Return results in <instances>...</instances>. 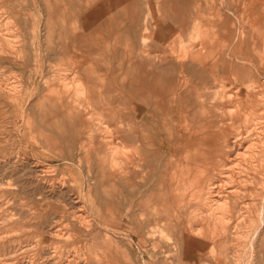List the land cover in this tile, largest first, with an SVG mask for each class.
Returning a JSON list of instances; mask_svg holds the SVG:
<instances>
[{
  "label": "bare ground",
  "instance_id": "6f19581e",
  "mask_svg": "<svg viewBox=\"0 0 264 264\" xmlns=\"http://www.w3.org/2000/svg\"><path fill=\"white\" fill-rule=\"evenodd\" d=\"M162 1L159 7L164 9L163 24L176 28L185 41L177 45L171 38L170 43H162L165 49H171L172 55V50L176 49V54L179 50L180 57L175 54L174 59H168L172 55L160 61L150 62L149 59L148 72L137 69L140 85L134 86V108L114 113L104 108H89L91 104L87 107V100H80L86 94V85L90 84L86 81V69L74 73L72 81H69L72 73L69 78H62L66 90L76 86L75 99L72 101L69 96L73 106L59 101L61 106H66L62 110L69 130L71 127L74 134L86 140L80 152L88 159L87 163L84 157H78L77 161L65 160H71L79 172H86V176H82L86 177L88 188L74 195L71 190H65L62 177L58 181V195L54 194L57 190L52 189L53 195L41 199L44 204L38 207L37 213L34 210L35 218L41 224L50 221L44 231L49 237L31 233L38 226L33 229L32 223H25L30 218L21 225V217L15 219L16 214L9 211L8 217L5 215L4 233L0 234V264H141L131 258L135 239L148 258L152 256V262L142 264L259 263L258 255L264 249V0H228V3L214 0L212 7L209 6L215 13L211 27L218 44H197L193 49L189 40L205 39L200 28L205 23L204 11L209 9V3L203 0ZM136 2L107 0L83 22L92 27L109 10L126 13L136 7ZM131 15L136 16L133 11ZM144 17L146 24L152 21L150 16V21L147 15ZM182 17L185 20L179 19ZM134 19L133 24H136ZM153 27L151 22L149 27L141 29V34L153 31ZM1 30L0 59H3L1 53L14 52L13 39L17 36ZM146 41L143 37L142 46L137 47H145L149 42ZM145 49L144 53L148 52ZM172 66L180 70L178 79L162 78V72L170 71ZM189 70L196 72L195 77ZM54 80L51 85L59 86L60 80ZM18 83L16 86H20ZM8 84L0 83V93L20 102L24 100L22 91ZM144 86L153 91L156 101L147 98ZM48 101L56 104L54 100ZM65 142H69L68 138ZM75 143L78 142L75 140ZM65 146L67 148L68 143ZM41 164L35 165L37 172L55 176L53 169ZM106 186L116 189V199L113 189L110 192ZM101 188L103 194H100ZM52 196L65 198L67 205H61V201L58 204L48 202ZM67 209L69 216H66ZM30 235L33 241L27 239ZM173 256L178 258V263ZM3 257L10 259L4 261Z\"/></svg>",
  "mask_w": 264,
  "mask_h": 264
},
{
  "label": "rangeland",
  "instance_id": "374dc122",
  "mask_svg": "<svg viewBox=\"0 0 264 264\" xmlns=\"http://www.w3.org/2000/svg\"><path fill=\"white\" fill-rule=\"evenodd\" d=\"M106 1L107 0H34V1L33 0H16V1L0 0V19H1L0 30L2 28L1 32H3L4 30V33L6 31L5 34L10 33L11 36L18 37L13 39L14 47H16L14 48V52L8 50L9 53H6V55L1 53L3 59H0V76H1L0 83L2 85H7L8 82H11L8 84L9 87L12 84V86H15L20 91H22L24 97V100H21L20 102V100H16L10 97L8 94L5 95L3 93H0V188L2 187L0 189V225H1L0 234L4 233L3 230V228L5 227L4 224L5 221L7 220L8 217L7 215L9 211H11L12 213L16 214V216H13L15 219L21 217V220L19 221V223L20 222L22 223L21 225L24 226L25 223H29L30 225L32 223L31 225L33 229H36V226H38V229L32 231L31 233L43 234L48 236L47 234H45L46 232L44 231H46L50 221L46 220L47 223L41 224L39 223L38 219L35 218L36 217L35 214L37 213L36 210L38 209V207L40 209L41 205L44 204V202H40L42 201L41 199L42 198L45 199L46 195L47 196H49L50 194L53 195L52 193H50V190L52 191V189L57 190V191L54 190L53 191L55 195H58L57 193L60 191V188L58 186V181H60V178L62 179V177L64 180L63 183H65L64 187L66 186L65 190L67 189L71 190L72 194L74 195L80 192L83 188H85L84 190H87L88 188L87 186L88 184L86 185L87 182L85 179L86 172L85 171H83V173L82 171L79 172L77 168L73 164H71L72 163L71 160H65V158L67 159L71 158L74 161H77L78 157L79 159L80 157L81 159H83L84 155L82 154V152H80V148L83 146L86 140L81 139L78 133L77 135L74 134L75 131L72 130L71 127L69 130V122L67 121L66 115L62 110L63 106H61V104L62 103L64 104L65 102L73 106L72 101L76 94V86H71L70 89L67 88L66 90L65 85L63 87L61 83L62 80L65 77L69 78V76L72 73V75L70 76L71 79L69 78V81H72L74 79L73 77L74 73H76L77 71L81 72V70L86 69L85 77H88V80L86 81L90 82V84L92 85H90L89 83L88 84L90 87L87 86L88 84L86 85L87 87L86 94L82 96L80 100L81 101L87 100L88 103V104L86 103L87 107H89L91 104L89 108H99V109L104 108L108 112H114V113L120 112L124 108H134V105L136 104L134 89L136 86L140 85L139 83H137V76L139 71V70L137 71V69H142V71L148 72V70L150 69V67H148L147 65L149 63V59L150 62L160 61L163 59H167L170 55H172L171 49H165L162 43L164 44L170 43L172 41L171 38H173V43H176L177 45H180L182 40L185 41L184 36H182L181 32L179 33L176 28L170 25L163 24L164 18L162 17V12H164V9L159 7L160 3L163 2L162 0L161 1L157 0L158 2L156 0H137L136 7L133 8V10L131 11L128 10L126 11V13L124 12L125 14L128 13L127 15H125L121 10L120 11L109 10L108 14L105 15L102 18V20H100L101 22L98 20L97 23L92 27H87L88 24H85L86 22H83L84 19L88 17L89 14L93 16L92 12L96 9V7L100 4H104L103 2ZM202 2L204 3L206 2L207 4L209 3L208 6L210 5L211 7L212 4H214V0L213 1L203 0ZM226 3H228V0H226ZM148 4L149 7L151 6L150 8H148ZM210 6L208 9L209 11L208 10L204 11L205 23L200 28L201 33H204L202 34V36L203 38L205 37V39L203 40L200 37H197L198 38L197 40H189L188 44L193 45L191 49H193L194 46H197V44L201 45L207 43L209 44V46L210 45L216 46L218 44V42L215 40V33L213 27H211V24L215 19V13L214 11L211 10ZM152 9L154 12H152ZM192 9L194 10V8ZM79 10L81 13L79 12ZM148 10L150 11V15ZM132 11L135 13L136 15L135 17L132 16L133 13L131 15ZM110 14L113 15L112 16L113 19L110 17L111 16ZM124 15L126 17L128 16L127 18L129 19L126 20L125 19L126 17H124ZM143 15L144 16L147 15V20L149 18L148 16H150L152 21H150L151 19H149L148 21L150 22L146 24V22L144 21L146 18ZM35 17L36 19H33ZM108 17H110L111 19ZM158 17L159 18L161 17L160 21ZM114 19L115 21H113ZM133 19L134 21H136V24H133L134 23ZM179 19L185 20L184 17ZM40 20H42V22ZM10 21L11 23H9ZM130 21L132 22V24ZM199 21H201V17ZM142 22H144L143 26L141 25ZM151 22H152V26H154L153 31L150 30L149 32H146V34H144L143 36L141 34L142 33L141 29H143V27H149ZM157 23L159 24L157 25ZM130 26L132 27V29ZM7 29L8 30L12 29V30L8 32ZM171 29H173L174 31H172ZM137 30H140V32H138ZM108 31L110 32V34ZM39 32L40 34H38ZM143 37L146 38L147 40L146 43L149 41L148 45L145 44L146 45L145 47H137L139 46V44L140 45L142 44L140 43V41ZM40 40L41 43H39ZM187 42L188 41L183 42V44ZM125 46L127 47V49ZM108 47H109L108 50H110L109 52L107 50ZM122 47L123 48L125 47V49H123ZM145 48H147L148 52L144 53V50L146 51ZM140 49H143L142 50L143 52ZM51 50L53 51L51 52ZM125 50H126V54H125ZM178 51L179 50H177V54H176V49L172 50L173 55L170 56L168 59H174L175 54L177 57H180ZM147 53L150 54L147 55ZM160 55L163 56L161 57ZM130 58H132V60ZM138 58L140 60H138ZM36 59L39 62H36L35 61ZM145 59L146 61H144ZM142 61L144 63H142ZM121 62L123 63V66L122 65L120 66ZM38 63L40 66L38 65ZM110 63L111 65L109 66ZM117 64L123 68L122 69L123 71L121 70L120 67L118 68ZM85 65L88 66L86 67ZM169 68L170 71H166L165 73L162 72L161 74L162 78L165 76L166 78H171L172 79L171 81H176L178 79V75H180L179 74L180 70L179 71L176 70L173 66L172 68L171 67ZM67 69H71V70H67ZM90 71L92 72V74H90L91 73ZM186 71L188 72V70ZM66 72L68 74L67 76H66ZM189 72L192 73V75L195 77L196 72H194L193 70H189ZM8 77H10V79ZM58 78H61V80ZM125 78H127V81L125 80ZM5 79H7V81H5ZM48 79H50V81ZM52 80H54L55 82L60 80V82L57 83H60L58 85L60 87H63L64 89L61 88L58 91V88L60 87L59 86L55 87L57 85L56 83L51 85V82L53 83ZM18 81L20 82V86H16L19 85ZM51 89H53V91ZM66 91L67 93H65ZM69 91L71 92L70 93L71 95L70 94L66 95L68 94ZM51 93L53 94L51 95ZM57 94L58 96H56ZM144 94L145 95L147 94L148 99L150 100L153 99L156 101V97L154 96L153 91L147 88L146 86H144ZM69 96H72V101H71V97ZM64 97L65 99H63ZM37 100L39 104L37 103ZM44 100L47 102H45ZM48 100H54L56 104L54 102L50 103ZM59 100H61L62 103ZM16 102H18V104ZM27 102H29V104H27ZM39 105H41L42 109L40 108ZM57 105L60 107H58ZM54 106L56 107L54 108ZM57 108L59 109V111L55 110ZM63 108H66V106ZM22 113L24 114V116ZM62 119L63 121L61 122ZM30 135H32V137ZM61 136H63L64 139ZM69 137L73 138L71 139L72 142L69 140L70 139ZM33 138L34 140H32ZM67 138L70 143L65 142L67 141ZM75 140L78 143H75ZM67 143L69 146L66 148L67 145L65 146V144ZM58 152L61 153L59 154ZM25 159L27 161H25ZM87 160L88 159L87 158L85 159L84 157L83 159L84 163H87ZM24 163H26V165ZM36 164L37 166H40L41 164L42 167L47 166L53 169L52 172L55 173V176L53 175L47 176L39 171L37 172L35 167ZM51 178L54 180L51 181ZM82 183L84 184V186L82 185ZM51 185L54 186L52 187ZM106 189L108 190L110 189L109 190L110 192L111 189H113V192L116 191V189L112 186L111 187L106 186ZM102 190L103 189L101 188L100 194L101 193L103 194ZM26 193L27 195H25ZM113 195L116 199L117 198L116 192H114ZM22 200L25 201L23 202ZM49 201L53 204H58L62 202L61 205L63 204L67 205L66 199L62 198L61 196L60 197L52 196V198L50 197V199H48V202ZM23 207L25 210L23 209ZM60 208L63 209L62 207ZM34 210L36 213L34 212ZM69 214H70V210L67 209L66 216H69ZM27 218L28 219L30 218L31 220L30 219L29 220L31 222L27 220ZM22 221L23 222L26 221V222L23 224ZM27 234L30 233H28L27 231ZM27 239L33 241V237H31V235L30 238L28 236ZM136 242L137 240L135 239L133 241L134 246H132L130 252L131 258H133L135 261H138L141 264L152 262V256L150 260L148 258V255L139 248ZM261 251L262 253L258 255V260H259L258 264L260 263L264 264V249H262ZM159 258L160 260H163L161 256H159ZM173 258L178 263V258L176 256H173ZM8 259L10 258L3 257L4 261H7Z\"/></svg>",
  "mask_w": 264,
  "mask_h": 264
}]
</instances>
